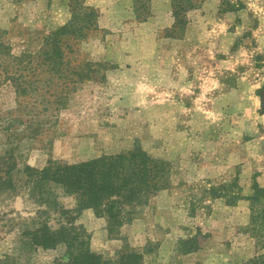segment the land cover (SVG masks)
<instances>
[{
  "label": "rangeland",
  "instance_id": "1",
  "mask_svg": "<svg viewBox=\"0 0 264 264\" xmlns=\"http://www.w3.org/2000/svg\"><path fill=\"white\" fill-rule=\"evenodd\" d=\"M193 1L197 7L186 14L184 36L173 39L165 36L173 19L170 0H149L145 22L135 19L132 0H85L98 10L99 29L78 43L75 57L96 63L98 71L70 95L65 109L44 113L29 106L32 98L19 106L0 66V157L11 156L15 164L14 190L0 193L4 264L67 260L63 245L31 250L22 243L31 220L44 218L52 228L59 220L51 209L48 218L42 213L47 208L20 172L25 165L77 163L135 144L167 163L171 186L138 207L119 233H107L104 218L82 210L75 224L89 235L92 252L115 260L127 244L141 251L143 264H242L264 254V220L257 213L264 197L252 203V224L248 199L253 180L264 187V58L244 55L233 70L221 68L228 45L219 13L241 3ZM70 3L0 0L1 39L15 55L37 49L42 36L68 21ZM235 177L239 189L232 185L224 197L211 194ZM52 191L60 206L75 208L73 196L56 186ZM237 193L241 197L226 204ZM192 237L200 248L183 253L179 241Z\"/></svg>",
  "mask_w": 264,
  "mask_h": 264
},
{
  "label": "trees",
  "instance_id": "2",
  "mask_svg": "<svg viewBox=\"0 0 264 264\" xmlns=\"http://www.w3.org/2000/svg\"><path fill=\"white\" fill-rule=\"evenodd\" d=\"M132 2L135 19L145 22L151 16L149 0ZM241 5H232L221 12L235 11ZM196 7L193 0H170L173 22L165 30V36L181 39L188 23L186 14ZM69 11L68 21L42 36L40 45L33 51L15 55L10 45L0 37V59L4 62L0 66L5 79L13 87L19 106L26 98H32L29 106H40L44 113L65 109L70 95L80 84L92 80L98 71L96 63L77 61L75 57L78 43L85 40L90 32L99 29L98 10L86 5L85 0H71ZM13 168L15 164L11 156L0 157V193L14 190ZM20 172L25 177L24 182L29 186L31 195L37 196V200L47 208L42 211L45 217L48 218V210L51 209L58 214L59 219L57 228L49 226L44 218L31 220L30 225L21 232L24 247L47 250L63 245L67 257L65 264H143L141 251L127 244H123L115 260L105 259L92 252L89 235L75 221L82 210L91 209L96 217L105 219L107 233H119V228L133 219L138 207L171 186L166 162L151 157L139 144H135L126 151L102 154L77 163L50 160L41 169L25 165ZM236 180L237 177L232 184L211 188V194L224 197V191L232 185L239 189ZM53 186L62 189L65 195L74 197V209H65L57 203ZM251 189L248 199L252 224L257 219L252 203L264 197V187L253 180ZM240 197L237 193L232 197L234 200L226 204H234L235 199ZM257 210L261 220H264V207ZM179 244L183 253L200 248L195 237L180 240ZM7 260L0 261V264ZM242 264H264V254Z\"/></svg>",
  "mask_w": 264,
  "mask_h": 264
},
{
  "label": "crops",
  "instance_id": "3",
  "mask_svg": "<svg viewBox=\"0 0 264 264\" xmlns=\"http://www.w3.org/2000/svg\"><path fill=\"white\" fill-rule=\"evenodd\" d=\"M239 1L242 5L237 10L220 12L218 18L219 27H224L223 41L228 45L225 56L218 63L226 70H233L240 56H252L259 52L264 58V0ZM172 22L173 19L166 26ZM229 27L231 32L227 34L226 28ZM237 49H241L240 52Z\"/></svg>",
  "mask_w": 264,
  "mask_h": 264
},
{
  "label": "water",
  "instance_id": "4",
  "mask_svg": "<svg viewBox=\"0 0 264 264\" xmlns=\"http://www.w3.org/2000/svg\"><path fill=\"white\" fill-rule=\"evenodd\" d=\"M260 111L264 115V85H262L259 95Z\"/></svg>",
  "mask_w": 264,
  "mask_h": 264
}]
</instances>
